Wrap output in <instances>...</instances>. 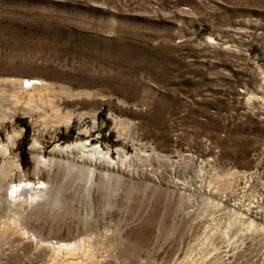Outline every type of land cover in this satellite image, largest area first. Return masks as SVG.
<instances>
[{
    "label": "rangeland",
    "instance_id": "1",
    "mask_svg": "<svg viewBox=\"0 0 264 264\" xmlns=\"http://www.w3.org/2000/svg\"><path fill=\"white\" fill-rule=\"evenodd\" d=\"M262 72L264 0H0V143L21 131L11 186L50 187L34 140L45 157L78 139L138 154L126 173L68 177L47 206L17 209L0 264H59L27 234L81 242L80 264H264ZM22 79L30 114L7 100ZM41 98L59 104L54 121Z\"/></svg>",
    "mask_w": 264,
    "mask_h": 264
},
{
    "label": "bare ground",
    "instance_id": "2",
    "mask_svg": "<svg viewBox=\"0 0 264 264\" xmlns=\"http://www.w3.org/2000/svg\"><path fill=\"white\" fill-rule=\"evenodd\" d=\"M262 73L264 78V72ZM13 82L18 84V86L8 95L9 97H7V100H10L11 103H15L21 101V98H25V104L28 106L26 113L30 114L34 110L31 103L33 102L35 94V82L28 79ZM44 85V83H40V86L46 89ZM3 93L4 91L0 89V126L10 119L6 115V112L3 113L5 110L4 107H6V95ZM10 102H8V104ZM40 102L44 112L42 113V120L45 119L44 117H52L54 121L57 116H60L61 108L59 104L53 103L50 99L44 100L43 98H41ZM44 109L50 110L51 113H46ZM86 115L88 114H79L78 117L82 118ZM73 116L72 114L66 113L64 116L65 119L63 120V125L65 127L70 124ZM90 117L92 120L94 119L93 114H90ZM83 131L86 132L87 130ZM20 135V130L14 131L7 135L5 142L3 141L0 143V155L3 158L0 164V196L2 195L0 197V208L8 211L6 215L7 220L3 221V224L0 225V234H3V231L10 230L13 226L18 224L19 218L17 214L19 210L17 209L21 206L26 204L31 205L33 202L38 201H41L39 203V208L47 206L49 202L43 200V196H46L51 190L55 189V191H57L54 186H57V184L63 185L64 182H67L66 180L68 177H80L82 173L85 174L87 181L91 183L98 174L100 176L99 178H102V175H109L110 172L114 174L115 172L126 173L128 172L126 163L134 160V158L138 156V154L135 156L126 155L123 150L119 149L117 151V157L114 159L110 156V152L102 151L95 146L89 147L82 139H78L61 146L52 147V149L48 151L47 157H45L42 153L40 144L37 140H34L30 145L34 161L32 172L36 175H45L47 177V182L51 183V185L49 188L33 186L30 181L24 180L25 182L19 186H11L14 182L13 176L15 175V171L18 170L16 160H12V150L15 148ZM242 203L243 202L238 201V206ZM242 210L247 216L256 218L260 217L259 214H261V212L255 209V206L249 202L243 203ZM248 223L250 226L254 224L253 220H249ZM25 233H27V230H22L21 232L19 231L18 235L23 238L25 237ZM27 237L30 241L35 242L37 247L46 248L52 259H57L59 264H80V254L88 249L84 248L83 244L79 241L63 242L60 240H50L37 237L34 234H27ZM77 253L78 256H75Z\"/></svg>",
    "mask_w": 264,
    "mask_h": 264
}]
</instances>
